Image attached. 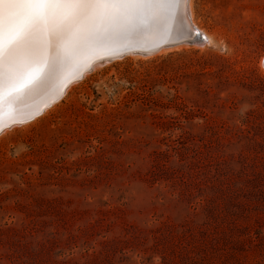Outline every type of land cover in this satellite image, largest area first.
Masks as SVG:
<instances>
[{"label":"rangeland","instance_id":"1","mask_svg":"<svg viewBox=\"0 0 264 264\" xmlns=\"http://www.w3.org/2000/svg\"><path fill=\"white\" fill-rule=\"evenodd\" d=\"M193 12L1 132L0 264H264V0Z\"/></svg>","mask_w":264,"mask_h":264},{"label":"snow or ice","instance_id":"2","mask_svg":"<svg viewBox=\"0 0 264 264\" xmlns=\"http://www.w3.org/2000/svg\"><path fill=\"white\" fill-rule=\"evenodd\" d=\"M186 0H0V120L56 90L81 60L113 51L119 37L156 32L172 38ZM187 39L206 42L188 27ZM183 42V41H180Z\"/></svg>","mask_w":264,"mask_h":264},{"label":"bare ground","instance_id":"3","mask_svg":"<svg viewBox=\"0 0 264 264\" xmlns=\"http://www.w3.org/2000/svg\"><path fill=\"white\" fill-rule=\"evenodd\" d=\"M183 5H184V8H183ZM180 9L182 10V12L183 10L186 9V13L177 16L171 39L167 41H163L159 38L157 33L154 31L139 33L134 36L119 37L117 41L115 42V44L113 45L112 52H108V53L101 52L97 54L95 58H92V59H89L88 57L82 58L81 67L79 68V70L78 71L69 70L68 73H66L65 77L63 78V80L56 86V90L50 93L42 94V95L29 99L26 102V106L23 112H21V114L17 116L15 120H9V110L5 109L2 120H0V129L2 128L0 130V134L4 129H7L8 127L11 128L17 124L20 125L22 123H27L29 121L34 120L36 117L42 115L45 111H47V109L52 108L56 103L60 101L61 98L64 97L65 93L76 82V81L71 82L73 79H75L77 76H80V74L84 72L87 68H89L90 66H91L90 68H93L94 63H99V62L102 63L103 61H107L111 58H116L117 56L120 55L117 53L119 52L121 53L123 50H127L128 55L130 56H137V55L146 56L150 54L152 56V54L164 52V51L170 50L171 48H176L186 43H190V44L197 43V42L199 43V41H183V42H177L176 44H173V45L166 44L169 42L172 43V42H176L181 39H184L185 35L188 32V27L194 28L202 34L204 41H206L202 43V45L209 44L212 40V34L208 33L206 30L199 27L197 23L195 22L194 12H193V0H186V3H182L180 5ZM180 48H177V49H180ZM134 49H141L146 54H139L138 52H133L132 50ZM151 49H153L152 52L149 51ZM95 61H98V62H95ZM259 67L261 71L264 73V56H262V58L259 60ZM84 73L82 74V76L84 75ZM43 107L45 108L42 110ZM25 118H27L28 120H24L23 122H15L16 120L25 119Z\"/></svg>","mask_w":264,"mask_h":264},{"label":"water","instance_id":"4","mask_svg":"<svg viewBox=\"0 0 264 264\" xmlns=\"http://www.w3.org/2000/svg\"><path fill=\"white\" fill-rule=\"evenodd\" d=\"M183 8H184V5H183ZM184 22H185V20H184ZM187 36H188V32H187V34L185 35V38L184 39H181V40H179V41H176V42H169V43H166V44H168V45H173V44H176L177 42H180V41H192V40H189V39H187ZM202 38H203V36H202ZM203 40H204V38H203ZM133 52H142V53H144V51H142L141 49H134V50H132ZM150 52H152L153 51V49H151V50H149ZM130 52V51H129ZM146 52H148V51H146ZM126 54V53H128V51L127 50H123L121 53L119 52V53H117V54ZM114 55H116V54H114ZM119 55V56H120ZM109 56V55H108ZM111 56H113V55H111ZM98 61H100V60H98ZM98 61H95V62H98ZM94 63V62H93ZM88 69V68H87ZM86 69V70H87ZM85 70V71H86ZM84 71V72H85ZM84 72H82L81 74H80V76L84 73ZM80 76H77L75 79H73L71 82H73V81H75L76 79H78ZM51 104V103H50ZM46 106H48V105H46ZM45 107H43L42 108V110L44 109ZM27 118H29V117H27ZM27 118H25V119H19V120H16L15 122H23L24 120H28ZM4 127H6V126H4ZM3 127V128H4ZM2 129V128H1ZM0 129V130H1Z\"/></svg>","mask_w":264,"mask_h":264}]
</instances>
